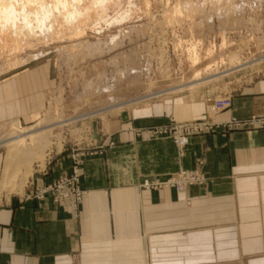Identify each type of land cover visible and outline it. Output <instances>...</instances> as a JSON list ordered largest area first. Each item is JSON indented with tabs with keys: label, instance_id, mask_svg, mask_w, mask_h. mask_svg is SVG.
I'll return each mask as SVG.
<instances>
[{
	"label": "crops",
	"instance_id": "crops-1",
	"mask_svg": "<svg viewBox=\"0 0 264 264\" xmlns=\"http://www.w3.org/2000/svg\"><path fill=\"white\" fill-rule=\"evenodd\" d=\"M40 83L28 69L0 80V129L31 123ZM204 102L151 105L99 123L115 145L80 161L77 207L27 193L0 204V264H264V79L212 116ZM206 117L219 125L190 135L183 155L171 138L138 134ZM68 168L56 159L31 182L42 187ZM177 171L202 183L140 187Z\"/></svg>",
	"mask_w": 264,
	"mask_h": 264
},
{
	"label": "rangeland",
	"instance_id": "rangeland-1",
	"mask_svg": "<svg viewBox=\"0 0 264 264\" xmlns=\"http://www.w3.org/2000/svg\"><path fill=\"white\" fill-rule=\"evenodd\" d=\"M108 1L99 7L102 18L95 27H84L82 33L71 38L63 33L59 38L33 39L31 47L21 46L18 52L13 48H0L3 52L0 51V66H4L0 68V80L28 69L34 71L41 81L39 122L19 123L21 128L33 131L57 119L68 120L51 130L50 139L54 144L45 166L42 169L35 166L31 177L35 179L50 173L56 159L69 164L68 171H59L55 178L39 188L33 186L30 177L24 194L33 199H42L47 195L53 196L55 201L68 198L77 207L83 195L75 200V190L85 191L81 186L80 161L97 156L115 145L114 140L99 128L104 120L151 105L165 104L166 108L173 110L177 105L200 99L207 101L204 102V111L212 116L217 112L209 107L215 99H232L240 88L264 79V0H232L237 9L233 11L234 20L227 22L217 15L218 8H222L220 4L225 0H197L202 4V13L194 14L182 7L185 0ZM176 4L181 6L178 11L172 9ZM80 41L86 43L84 46L91 44L92 51H79L77 47L72 49L75 50L73 53L63 50ZM207 48H211V52L206 54ZM195 52L199 55V62L193 65L190 57ZM234 54L236 59L230 60ZM16 57L21 64L7 69ZM193 70L198 73L194 83L201 80L197 78L208 77L207 81L191 83ZM99 80L114 86L115 102L138 101L131 105L123 104V108L109 107L115 102L95 98L102 93L97 90L99 85H94ZM83 82L90 83L87 90L94 96L87 98L76 94L77 91L82 92ZM192 120L212 121L207 117L187 121ZM187 121L171 119L168 126L139 131L138 134L150 138L168 137L174 142L175 134L170 129ZM6 125L8 128L9 124ZM2 128L0 142L7 130ZM58 142L61 143L59 152L56 151ZM175 148L177 151L176 145ZM4 152L5 147L0 146V169ZM177 172L164 179H144L140 187L176 189L166 184L153 186L149 182H166ZM71 175H77L76 180L66 181ZM145 181L150 186L144 187ZM11 197L16 199L19 195L12 194ZM5 199V193H2L0 204Z\"/></svg>",
	"mask_w": 264,
	"mask_h": 264
},
{
	"label": "bare ground",
	"instance_id": "bare-ground-1",
	"mask_svg": "<svg viewBox=\"0 0 264 264\" xmlns=\"http://www.w3.org/2000/svg\"><path fill=\"white\" fill-rule=\"evenodd\" d=\"M106 2L109 3L108 0H0V48H13L18 52L17 50L20 49L19 47L21 46L31 47L33 39L59 38L62 37L63 33L66 34L68 38H71L75 34L82 33L84 27L93 28L98 24L99 20L102 18L99 7ZM113 5H116V3ZM201 5L202 4L197 2V0H185L182 2V7L187 8L190 14L202 13ZM220 6H222V8L219 7L217 10L218 18L224 22H227L229 19L234 20L232 18L233 11L237 9V5H235L232 0H225L222 1ZM180 7V4H176L172 9L178 11ZM84 45H86V43L84 44V42L80 41L77 44H72L69 48H63V50L73 53L75 50L72 49L77 47L76 49H80L79 51L83 49H86L87 52L92 51L91 44L87 46ZM205 51L206 54L210 53L211 48H207ZM195 53L191 54L190 57L193 65L199 62V57H197L198 54ZM229 59H236L235 54ZM19 63L21 64L19 57H16L10 64H8V62L6 63L8 64L7 69L19 65ZM1 67L4 66L1 65L0 68ZM195 70H193L194 73L191 83L198 84L207 81L208 77L197 78L201 80L198 83H194L196 80L195 77L198 74ZM102 79L104 80V78ZM103 80H99L97 84H94L95 86L99 85L97 86V90L100 89V92H102L100 96L96 95L95 98L104 102L109 99L111 102H115L114 100H116L117 95L115 92L113 93L114 86L112 87L108 85L107 82H102ZM82 86V92L78 93L77 91V95L83 94V96L87 98L94 96V94L89 93V90H87L90 83L83 82ZM85 90H87V92ZM98 93L99 92H97V94ZM137 101H126L124 103L121 102V104L115 102L109 107L118 106L123 108L124 105H131ZM105 108L102 109L106 110ZM209 108H211V106ZM38 118L39 114L34 113L31 117V121H36ZM65 121L57 119L56 122L48 123L47 126L33 131L22 129L18 119H13L4 123L2 129L7 128L6 124L9 125L6 133L2 136L4 140L0 142V146L5 147L0 169V196L2 193H5L8 199L12 194L19 196L23 195L24 188L28 179L33 174L34 167L39 166L42 169L45 166L49 151L53 146L52 144H54L50 139L51 130L54 126L59 127V125L65 124ZM38 122L37 120V123ZM27 139H29V142H27ZM56 148V151L59 152L61 149L60 142L56 144ZM147 186H149V183L144 185V187Z\"/></svg>",
	"mask_w": 264,
	"mask_h": 264
},
{
	"label": "built area",
	"instance_id": "built-area-1",
	"mask_svg": "<svg viewBox=\"0 0 264 264\" xmlns=\"http://www.w3.org/2000/svg\"><path fill=\"white\" fill-rule=\"evenodd\" d=\"M231 104V99L229 97H223L215 99L211 105V111L218 112L221 110H224L228 108ZM210 121V120H209ZM187 121L183 122L181 124H178L174 127H172L170 130L174 132V143L177 147V152L179 155L184 154L185 146L188 143L189 135L193 133H200L203 131L211 130L214 128V125H216L215 122L210 121ZM77 175H71L66 179V181L72 182L74 179L76 180ZM145 183H148V181H145ZM150 185L153 186H161L162 184H166L168 186H174L177 190L183 189L187 185H194V184H200L202 183V179L199 175H192L187 174L184 171H178L177 173L173 174L171 177H169L166 182L163 183H152L149 182ZM149 185V186H150ZM85 192L81 191L80 189L75 190L74 199L79 200L82 195H84Z\"/></svg>",
	"mask_w": 264,
	"mask_h": 264
}]
</instances>
